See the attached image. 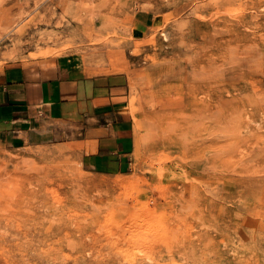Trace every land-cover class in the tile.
<instances>
[{
    "label": "rangeland",
    "instance_id": "1",
    "mask_svg": "<svg viewBox=\"0 0 264 264\" xmlns=\"http://www.w3.org/2000/svg\"><path fill=\"white\" fill-rule=\"evenodd\" d=\"M121 76L131 166L0 141V264H264V0H0V71Z\"/></svg>",
    "mask_w": 264,
    "mask_h": 264
},
{
    "label": "crops",
    "instance_id": "2",
    "mask_svg": "<svg viewBox=\"0 0 264 264\" xmlns=\"http://www.w3.org/2000/svg\"><path fill=\"white\" fill-rule=\"evenodd\" d=\"M121 76L40 61L0 71V141L28 147L69 141L100 173L131 166L134 141L125 123Z\"/></svg>",
    "mask_w": 264,
    "mask_h": 264
}]
</instances>
